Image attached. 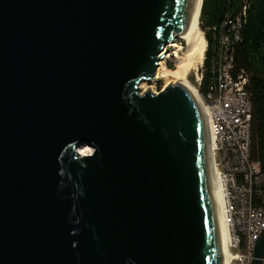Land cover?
<instances>
[{
    "label": "water",
    "instance_id": "1",
    "mask_svg": "<svg viewBox=\"0 0 264 264\" xmlns=\"http://www.w3.org/2000/svg\"><path fill=\"white\" fill-rule=\"evenodd\" d=\"M194 1L0 0V264H224L197 100L139 88Z\"/></svg>",
    "mask_w": 264,
    "mask_h": 264
},
{
    "label": "built area",
    "instance_id": "2",
    "mask_svg": "<svg viewBox=\"0 0 264 264\" xmlns=\"http://www.w3.org/2000/svg\"><path fill=\"white\" fill-rule=\"evenodd\" d=\"M228 37L222 43L228 44ZM232 58L220 56L215 81L196 100L208 133L212 159L222 184V222L226 228L224 264H250L264 230V173L250 157L251 102L248 79L231 72ZM156 92V91H155ZM264 264V253L261 257Z\"/></svg>",
    "mask_w": 264,
    "mask_h": 264
},
{
    "label": "trees",
    "instance_id": "3",
    "mask_svg": "<svg viewBox=\"0 0 264 264\" xmlns=\"http://www.w3.org/2000/svg\"><path fill=\"white\" fill-rule=\"evenodd\" d=\"M199 22L206 39L199 90L205 92L215 81L220 56H230L232 74L248 79L250 157L264 173V0H202Z\"/></svg>",
    "mask_w": 264,
    "mask_h": 264
},
{
    "label": "bare ground",
    "instance_id": "4",
    "mask_svg": "<svg viewBox=\"0 0 264 264\" xmlns=\"http://www.w3.org/2000/svg\"><path fill=\"white\" fill-rule=\"evenodd\" d=\"M202 0H195L194 7H193V17L189 23L188 28L185 32L179 35V39L182 40L187 48L185 55H180V51L183 49V45L177 40L168 44V49L164 54L163 58L159 60L158 66L156 68V75L153 80L155 79H162L164 80L165 84L168 85L173 83H181L191 92L193 97L196 99V88L191 86L188 83V73L191 69L194 70L196 63L201 62L203 58V53L206 48V39L199 26V15H200V8H201ZM173 58L176 60V68L175 69H168L165 67L164 62L165 59ZM159 67V68H158ZM143 82L140 83L139 88L140 92H144L145 88ZM155 91V90H154ZM200 109V107H199ZM201 112V110H200ZM202 116V113H201ZM203 119V116H202ZM201 119V121H202ZM204 121V120H203ZM204 131L206 136V141H208V133L206 129V125L204 123ZM207 159H208V169H209V183L211 186V192L216 204L217 212L220 218V239H221V247L224 251L226 245V228L223 224L222 218V184L220 180V176L218 175L216 168L214 166V162L212 159V151L210 144H207Z\"/></svg>",
    "mask_w": 264,
    "mask_h": 264
},
{
    "label": "rangeland",
    "instance_id": "5",
    "mask_svg": "<svg viewBox=\"0 0 264 264\" xmlns=\"http://www.w3.org/2000/svg\"><path fill=\"white\" fill-rule=\"evenodd\" d=\"M177 42H179V43H181L183 45V49L179 52L180 55H185V53L187 51L185 43L182 40H180V39H177ZM205 50H206V48H205ZM205 50H204L203 58H202L201 62L196 63V66H195L194 70L191 69L189 71V73H188V76H187L188 77V83L191 86H193L194 88L198 86L197 85L198 84L197 83L198 82L197 78L200 76V71L203 69V61H204V57H205ZM168 63H171L172 67H168L167 66ZM176 64H177L176 60H174L173 58L165 59V62H164L165 67L168 68V69H171V70L176 68ZM141 85H143L145 87V88H143V89H145V91L146 90H151L152 92L158 91V90L164 88V86H166L164 80H162L160 78L157 81H155V80H152V81H149V82L144 81L143 84H141Z\"/></svg>",
    "mask_w": 264,
    "mask_h": 264
}]
</instances>
